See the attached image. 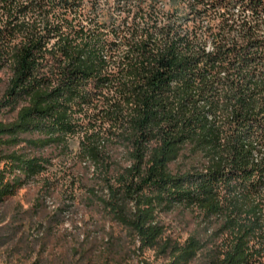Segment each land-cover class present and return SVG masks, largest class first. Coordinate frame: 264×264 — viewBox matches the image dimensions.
<instances>
[{
  "label": "trees",
  "instance_id": "trees-1",
  "mask_svg": "<svg viewBox=\"0 0 264 264\" xmlns=\"http://www.w3.org/2000/svg\"><path fill=\"white\" fill-rule=\"evenodd\" d=\"M3 68L0 202L78 135L158 264H264V0H0ZM176 208L201 232L164 238Z\"/></svg>",
  "mask_w": 264,
  "mask_h": 264
},
{
  "label": "rangeland",
  "instance_id": "rangeland-1",
  "mask_svg": "<svg viewBox=\"0 0 264 264\" xmlns=\"http://www.w3.org/2000/svg\"><path fill=\"white\" fill-rule=\"evenodd\" d=\"M164 4V3H163ZM8 72L0 69V103ZM2 108L3 118L11 114ZM81 137H68L67 150L52 143L28 149L45 168L0 202V264H158L156 249L139 250L133 235L100 203L97 178L80 149ZM96 190V196L91 191ZM163 237L184 240L201 232L199 218L186 209L160 213ZM194 261L190 264H198Z\"/></svg>",
  "mask_w": 264,
  "mask_h": 264
}]
</instances>
